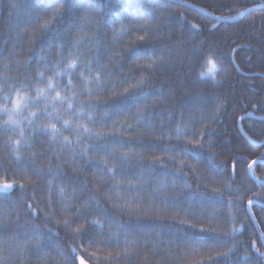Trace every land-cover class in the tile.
<instances>
[{
	"label": "trees",
	"instance_id": "trees-1",
	"mask_svg": "<svg viewBox=\"0 0 264 264\" xmlns=\"http://www.w3.org/2000/svg\"><path fill=\"white\" fill-rule=\"evenodd\" d=\"M178 1L223 20L264 6V0ZM82 2L95 6L93 17L79 19ZM60 7L57 0H0V104L5 95L15 97L25 73L33 91L21 95L36 100L35 90L47 89L51 79L56 91L46 95L64 98H41L15 116L23 121L43 113L31 126L21 124L23 137L0 118V183L16 182L10 193H0V224H10L0 233V240L10 241L0 244V255L18 264H65L71 248L82 245L78 255L87 264H202L215 255L208 241L226 250L218 233L227 232L237 244L220 264H262L251 245L255 241L264 253L256 227L264 234V209L251 208L254 222L247 207L249 200L264 206V186L252 179L264 182V164L251 174L248 168L252 160L264 162V145H249L237 122L246 114L264 118V10L222 23L166 0H64L60 18L43 29ZM161 54L163 63L149 69ZM72 59L77 67L68 71ZM98 72L99 81L93 79ZM142 79L148 85L143 96L133 91ZM89 103L96 107H85L83 115L81 106ZM57 113L61 122L49 117ZM63 120L73 129L62 127ZM51 124L55 137L41 131ZM76 124L93 135L77 133ZM241 125L253 142L264 144V122ZM96 133L108 137L114 151H89L86 162V146L104 143ZM189 141L204 147L192 144L195 150L185 155ZM157 158L162 163H153ZM36 169L44 171L37 175ZM213 189L218 192L209 199ZM173 196L179 206L165 209L163 198ZM28 203L37 209L32 216ZM45 213L54 214L47 227ZM17 215L19 224L13 222ZM66 219L84 231L57 226ZM34 225L44 237L39 248L30 234ZM101 240L106 243H91Z\"/></svg>",
	"mask_w": 264,
	"mask_h": 264
},
{
	"label": "snow or ice",
	"instance_id": "snow-or-ice-1",
	"mask_svg": "<svg viewBox=\"0 0 264 264\" xmlns=\"http://www.w3.org/2000/svg\"><path fill=\"white\" fill-rule=\"evenodd\" d=\"M57 2L61 5L60 8H57L54 12H53V19L52 20H48L45 22V24L42 26L43 29H47L48 27L52 26L54 24V21L56 19H59L60 16L63 13V4H64V0H57ZM80 9H81V14L79 19L80 20H84V19H88L89 17H93L95 15V6L92 4H88L85 2H82L80 5ZM216 19L219 20H223L226 19L225 17H216ZM232 19H235V17H232ZM98 22V21H97ZM193 27L198 28V25H194ZM121 31H123V29H121ZM141 40L144 39V36L140 37ZM77 44H79V41H77ZM164 61V56L163 54H161L159 57H157L156 60H152L150 63H148V68L149 69H153L154 66H158L159 64L163 63ZM207 63L211 64L212 66V70L215 71L217 68V64L216 61H213L211 59H209L207 61ZM77 67V62L76 60L72 59L71 62L67 65V70L71 71L72 69ZM90 70V69H89ZM40 77L43 76V73H39L38 74ZM83 75V74H81ZM200 75H205L204 73H201ZM100 78V73H96L95 77H93V79H96L97 81H99ZM24 79H25V83L23 85L20 86L19 90L13 89V91H16V95L15 97H13L11 94L9 95H5L3 97V104H0V118L2 117H7V119L3 120V127L8 128L9 126H11L12 131H16L19 128V135L21 137L24 136V130L21 127L22 123H26L27 125L31 126L35 119H37L41 114H43L42 112H32L30 113L28 116H25L23 118V121L21 120H17L14 119L15 116L18 115H22L24 112L28 111L29 107H33L35 106V104L41 99H45V100H51L53 102H64V98L61 96L60 92H56V95L54 97H48L46 95V92L49 91H56L51 79H49L47 81V89H40L37 88L35 90V95L37 97L36 100H31L29 96L27 95H21V93H28L33 91L30 87H28V85H30L32 83V77L28 76L27 73H25L24 75ZM70 83V82H69ZM147 83L145 80H140L138 82L137 85L133 86V91L137 92L139 95L143 96L144 92L143 89L147 88ZM125 93L129 92L128 89L124 90ZM11 104V107H9L8 105ZM94 108L96 107L95 104L93 103H89L87 105H82L81 106V113L83 115H87V113H85L83 111L84 108ZM68 110L71 111L73 110V105L71 103L68 104ZM49 117L52 119H56L57 122H61V118L59 116V114L57 113L55 116H52L51 114H49ZM89 121H92V117L88 116ZM264 119V118H262ZM195 122V121H192ZM62 127L66 128V129H73V125L68 121V120H63L62 121ZM187 127V125L185 126ZM74 130L77 133H84V134H88V135H93V133L91 132V129H89L87 126L83 125V124H76L74 126ZM41 131H45V132H51V134L53 135V137H55V135L58 132V129L56 128V124H51V126H41ZM182 130H178L176 133L177 139H182ZM183 134H187V133H183ZM98 138V140H103L104 143H97L95 145L92 146H86V148L84 149V151L81 153L82 157L86 158V162L91 161V157H88V152L89 151H106L107 154H111L112 151H114L113 149H110L108 144H107V139L108 137H102L99 133L95 134ZM200 135H204L203 132L200 133ZM65 143H68L67 138L65 137ZM15 145H20L21 140L17 139L13 142ZM195 144L196 148H203L204 147V142L203 141H189L188 144L184 145L183 151L184 154L187 155V153L189 151H194V148H191L190 145ZM168 151H175L174 148H170L168 149ZM123 156H127V154H123ZM174 159V158H173ZM104 163L106 164L107 161L105 160ZM153 163H162V161L157 158L155 161H153ZM260 163V160H252L251 163L248 164V168L252 169L254 165H257ZM31 166V165H29ZM26 171V170H25ZM41 171H44L43 169H36L35 174L39 175V173ZM48 172L51 171V169L49 168L47 170ZM182 171V169H181ZM109 173H112V169H108ZM24 173H21V175H23ZM173 185H175V181H173ZM199 186V185H198ZM16 187V182H5V183H0V193H8L11 190H13ZM19 188L23 191L25 189V185L23 183L19 184ZM61 192H63V189H61ZM218 192V190L213 189L211 194H207L209 196V199H212L214 197V194H216ZM205 195V194H202ZM49 203H51V201L49 200ZM162 204L164 206L165 209H167L169 207V205L173 206V207H178L179 204L177 203V198L175 196L168 198V197H164L162 200ZM249 204H252V200H249ZM27 208L29 209V216H32V214L37 212V209L33 207L32 203H28L27 204ZM45 219V227L48 226V223L54 219V214H49V213H45L44 216ZM16 224L20 223V217L19 215L16 216L15 221H13ZM95 223H99V221H95ZM57 226H63L66 229H72V221L69 220H64V221H60L57 220L56 221ZM123 228H127V225H123ZM10 228V224L8 223H3L0 224V233H6ZM26 231H29L28 229H26ZM42 229L37 226L34 225L31 227L30 229V234L32 236V238H34L36 240V247L39 248V246L43 243L44 237L40 235ZM49 231H51V229H49ZM72 231L75 234H80L82 231H84L82 228H77V229H72ZM215 231V230H213ZM233 231H236L235 229H233ZM201 234H206L204 229H200ZM128 235L129 233L125 232V240H124V245H125V253H127L128 248L127 245L130 243V241L128 240ZM218 235H221L223 237L222 241L220 242L225 248L226 250L224 251H220V250H216L217 249V242L216 241H208L207 242V246L209 247L210 250H215V255L212 256H208L203 262L202 264H220V257H230V254L233 252V248L236 247L237 242L235 241L234 237H232L229 233L224 232V233H218ZM264 235V234H262ZM16 236L12 237V240H15ZM92 244H97V243H106L105 241L101 240V241H92ZM132 243H135V241H132ZM0 244L2 245H9L10 241L7 239H3L0 240ZM83 246L80 245L79 247H74L71 248V254H77L75 256H72L71 254L68 256L64 257L65 260V264H76V261H78V264H87V261L85 260V257L82 255H78V252L80 250V248H82ZM252 248H255L256 251L259 253L262 264H264V253H260L259 249L256 247V242L253 241ZM93 256H95V254L93 253ZM117 258H122L119 254L117 256ZM0 264H18V262L16 261L15 258H12V260H9L8 258L4 257L3 255H0Z\"/></svg>",
	"mask_w": 264,
	"mask_h": 264
},
{
	"label": "water",
	"instance_id": "water-1",
	"mask_svg": "<svg viewBox=\"0 0 264 264\" xmlns=\"http://www.w3.org/2000/svg\"><path fill=\"white\" fill-rule=\"evenodd\" d=\"M166 1H171L177 5H180V6H183V7H186L190 10H193L195 12H198L208 18H210L211 20H214V21H217V22H222V23H234V22H237L239 21L241 18H243L244 16L248 15V14H251V13H254V12H257V11H260V10H264V6H258V7H255V8H252V9H249V10H246L244 12H242L240 15H238L235 19L233 20H219V19H216L215 17L211 16L210 14H208L207 12L203 11V10H200L198 8H195L191 5H188V4H185L183 2H180V1H177V0H166ZM235 69L237 72H239L237 66L235 65V63H233ZM243 76L245 78H252L254 76H250V75H244ZM245 120H255V121H259V122H264V119L262 118H258V117H255L253 114H246L244 116H242L238 122H237V128H238V131L240 133V135L244 138V140L251 146L253 147H262L264 144L261 143V144H257L255 142H253L244 132L243 128H242V122L245 121ZM259 164H264V162H260ZM249 171L251 172V169H249ZM251 174V173H250ZM252 179L254 180V182L259 185V186H264V182H260V181H257L253 176H252ZM253 206H257L259 208H263L264 209V206L262 204H259L257 203L256 201H252V204L248 205L247 207V211H248V214H250L251 218L253 219V221L255 222V219H254V216L252 214V211H251V208ZM257 227V230H258V235L260 237V242H261V245L264 247V238H263V235H261L260 233V230H259V227L258 225H256Z\"/></svg>",
	"mask_w": 264,
	"mask_h": 264
},
{
	"label": "bare ground",
	"instance_id": "bare-ground-1",
	"mask_svg": "<svg viewBox=\"0 0 264 264\" xmlns=\"http://www.w3.org/2000/svg\"><path fill=\"white\" fill-rule=\"evenodd\" d=\"M178 1V0H177ZM256 143V142H255ZM257 144H261V143H257Z\"/></svg>",
	"mask_w": 264,
	"mask_h": 264
},
{
	"label": "rangeland",
	"instance_id": "rangeland-1",
	"mask_svg": "<svg viewBox=\"0 0 264 264\" xmlns=\"http://www.w3.org/2000/svg\"><path fill=\"white\" fill-rule=\"evenodd\" d=\"M11 191H12V190H11ZM11 191H10V192H11ZM10 192H8V193H10Z\"/></svg>",
	"mask_w": 264,
	"mask_h": 264
}]
</instances>
